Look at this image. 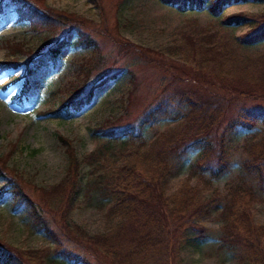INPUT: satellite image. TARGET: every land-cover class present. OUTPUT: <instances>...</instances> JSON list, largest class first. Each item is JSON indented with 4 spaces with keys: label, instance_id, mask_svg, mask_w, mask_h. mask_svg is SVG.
Returning a JSON list of instances; mask_svg holds the SVG:
<instances>
[{
    "label": "trees",
    "instance_id": "obj_1",
    "mask_svg": "<svg viewBox=\"0 0 264 264\" xmlns=\"http://www.w3.org/2000/svg\"><path fill=\"white\" fill-rule=\"evenodd\" d=\"M5 1L0 0V15ZM10 1L19 19L27 21L35 34L46 33L57 38L52 41L49 37L45 44L38 46L20 41L7 42L8 56L5 61H0V74L23 65L31 74L32 68L57 64L62 51L70 45L90 50V56L79 64L83 76L80 83L55 92L54 95L64 94L65 98L60 108L51 109L49 113H80L92 103L97 87L122 75L121 71H113V62H110L113 59L103 57L97 49L85 20L54 11L45 0ZM96 1L102 10V3ZM161 2L181 13L208 12L219 19L235 5L263 4L264 0ZM220 24L231 29L248 28V33L236 39L239 49L264 44V14L248 16L238 13L224 17ZM65 31H75L77 40L70 43ZM215 37V34L197 40L188 37L187 42H195L200 54L205 55V62L212 63L213 68L239 59L235 50L220 49ZM130 77L133 81L134 75L130 73ZM177 78L173 76L174 81ZM173 80L170 86L157 93L155 103L132 118L133 122L128 118L109 119L94 130L93 137L98 144L83 158L77 157L68 138L60 136L61 143L66 146L67 177L54 188H42L38 197H32L25 189L27 179L16 169L9 168L11 153L0 157V179H7L0 191L10 195L14 209H24L33 226L55 246L18 248L0 238V264H144L145 260L160 254L165 240L178 239L186 229L197 237L207 231L194 220L210 205L215 206L222 223L218 249L235 252L237 264H264V225L255 222L252 211L255 186L264 191V110L249 105L264 101V91L244 90L239 92L242 97L235 98L237 89L234 92L230 89L231 93L220 96L217 89L214 93H206L203 87H195L194 81L189 80L191 82L186 86L185 82L174 85ZM24 88L28 89L29 85L24 84ZM233 103H239L240 107L232 116L234 120L225 125ZM170 117L174 118L173 126L158 132L150 142L144 138L146 129ZM258 128L262 129L263 135L256 140L254 132ZM238 129L253 133L242 147L246 159L242 163L239 181L222 193L213 188V181L228 171L224 141L229 133ZM191 150L202 152L192 165L182 189L171 192L173 171ZM83 167L89 169L82 189L85 201L96 200L105 209V229L93 235L70 223L68 217L77 209L76 196L81 188L80 169ZM194 178L211 187L209 195L190 186ZM175 233V237H166ZM57 235L70 238H56Z\"/></svg>",
    "mask_w": 264,
    "mask_h": 264
},
{
    "label": "rangeland",
    "instance_id": "obj_2",
    "mask_svg": "<svg viewBox=\"0 0 264 264\" xmlns=\"http://www.w3.org/2000/svg\"><path fill=\"white\" fill-rule=\"evenodd\" d=\"M99 1L103 5L102 10L96 0H45L52 10L85 20L88 31L96 40L97 49L103 57L113 59L110 61L113 62V71L122 72L117 80L97 87L92 103L80 113L52 114L48 111L60 108L65 98L64 94L54 95L55 92L80 83L83 76L79 64L90 56V50L85 47L70 45L62 51L57 64L41 69L32 68L31 74L25 65L0 74V157L11 153L9 168L16 169L27 179L24 187L32 197H38L42 188L47 190L62 184L67 177L69 164L66 146L61 143L60 136L68 138L73 144L78 158L91 154L98 144L93 137L94 130L101 128L109 119H132L137 116L156 102L155 96L161 88L171 85L173 76L178 77L177 82L173 80L174 85L185 82L187 86L194 81L195 87H203L206 93H214L217 89L220 96L231 93L230 89L233 92L234 89L238 90L235 98L242 97L239 92L244 90L264 91V44L239 49L236 39L248 33V28L231 29L220 24L224 17L238 13L248 16L264 14V3L238 4L225 11L221 18L215 19L208 12L181 13L161 0ZM65 34L70 43L78 38L75 31H65ZM211 34L216 35L220 49L235 50L239 59L223 62L213 68L212 63L205 62V55L200 54L195 42H187L188 37L197 40ZM49 37L46 33L35 34L27 21L19 19L14 4L10 0L5 1L0 15V61L7 59V42L20 41L38 46L45 44ZM56 38L51 39L54 41ZM196 52L199 54L197 57ZM130 73L134 75L133 81ZM24 84H28L29 88L25 89ZM129 93L132 96L129 97ZM253 103L249 104L251 108L264 110V101ZM237 107H240L239 103L232 104L225 125L234 120L232 116ZM174 124L173 117L162 119L144 131V138L150 142L158 132ZM251 133L238 129L227 135L224 145L229 168L213 181V188L225 193L229 185L239 181L242 163L246 159L242 147ZM262 135V129L258 128L254 132V139H260ZM201 152L191 150L174 169L171 192L182 189ZM80 172L77 209L68 217L70 223L83 227L93 235L105 229V209L96 200L91 203L85 201L82 189L89 169L83 167ZM6 183V178L0 179V190ZM190 186L197 187L204 195L210 194L211 187L198 178H194ZM255 190L254 219L258 225H264V191L256 186ZM0 193V238L7 239L18 248L55 247L52 242L46 241L42 231L33 226L24 209H14L9 194ZM214 208L210 205L194 220L207 229L200 237L186 229L178 239L165 240L160 254L156 251L159 255L145 260L144 264H237L235 252L218 249L222 223ZM61 237L66 240L70 238L68 235V238L56 236Z\"/></svg>",
    "mask_w": 264,
    "mask_h": 264
}]
</instances>
